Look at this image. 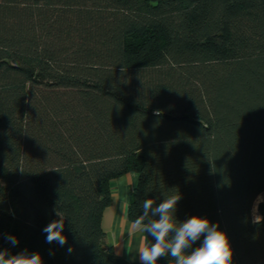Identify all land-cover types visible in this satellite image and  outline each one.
<instances>
[{"label":"trees","instance_id":"16d2710c","mask_svg":"<svg viewBox=\"0 0 264 264\" xmlns=\"http://www.w3.org/2000/svg\"><path fill=\"white\" fill-rule=\"evenodd\" d=\"M128 172L131 222L179 193L178 221L206 217L232 264H264V0H0V250L141 264L101 227ZM57 211L63 246L43 232Z\"/></svg>","mask_w":264,"mask_h":264},{"label":"clouds","instance_id":"9594fccd","mask_svg":"<svg viewBox=\"0 0 264 264\" xmlns=\"http://www.w3.org/2000/svg\"><path fill=\"white\" fill-rule=\"evenodd\" d=\"M181 195L164 196L158 205L155 199H145L142 202V215L135 220L137 226L143 225V231L150 235L154 243L139 250L141 264H157L159 258L170 256V264H232L233 251L227 234L219 229L218 224L212 223L208 218L192 216L180 222L176 219L177 204ZM264 201V195L257 197L254 211L258 204ZM59 219L50 222L44 229L46 242H56L63 246L67 238L63 235L65 218L57 211ZM158 217V219L156 218ZM262 218L254 217L259 223ZM200 246L190 253L187 251L201 240ZM5 239L15 247L19 241L15 236L9 235ZM72 249L69 248V252ZM0 264H43L38 252H29L27 249L12 255L7 249L0 250Z\"/></svg>","mask_w":264,"mask_h":264},{"label":"crops","instance_id":"0c3cea01","mask_svg":"<svg viewBox=\"0 0 264 264\" xmlns=\"http://www.w3.org/2000/svg\"><path fill=\"white\" fill-rule=\"evenodd\" d=\"M137 180L136 173L128 172L111 181V204L104 209L101 218L105 246L112 247L116 256L129 263L140 262L139 250L147 246L143 226H137L127 217L130 193Z\"/></svg>","mask_w":264,"mask_h":264},{"label":"rangeland","instance_id":"374dc122","mask_svg":"<svg viewBox=\"0 0 264 264\" xmlns=\"http://www.w3.org/2000/svg\"><path fill=\"white\" fill-rule=\"evenodd\" d=\"M260 195H264V192H261L258 196H260ZM257 196V197H258ZM257 197H256V199H255V201H254V204H255V202H256V200H257ZM254 204H253V208H252V215H253V218L255 217V216H259V214H258V212H257V208H256V210L254 211ZM260 217V216H259Z\"/></svg>","mask_w":264,"mask_h":264}]
</instances>
